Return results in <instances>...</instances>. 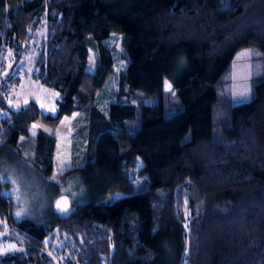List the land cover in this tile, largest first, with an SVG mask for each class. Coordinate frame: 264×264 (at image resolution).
I'll use <instances>...</instances> for the list:
<instances>
[{
    "label": "trees",
    "instance_id": "trees-1",
    "mask_svg": "<svg viewBox=\"0 0 264 264\" xmlns=\"http://www.w3.org/2000/svg\"><path fill=\"white\" fill-rule=\"evenodd\" d=\"M114 33L123 65L102 113ZM38 43L31 77L58 92L53 113L9 105L12 70ZM251 46L264 61V0H0V152L30 147L34 121L90 113L70 212L17 220L0 181V231L21 246L0 264H264V62L248 100L226 91ZM54 140L39 131L33 146L45 175Z\"/></svg>",
    "mask_w": 264,
    "mask_h": 264
},
{
    "label": "rangeland",
    "instance_id": "rangeland-1",
    "mask_svg": "<svg viewBox=\"0 0 264 264\" xmlns=\"http://www.w3.org/2000/svg\"><path fill=\"white\" fill-rule=\"evenodd\" d=\"M102 45L109 49L114 60L115 72L110 76L102 91L98 93L96 107L106 113L107 105L114 99L117 88V73L123 65L120 58V34L114 33ZM39 43L31 47L33 51L23 54L15 64L12 72L19 78L10 86L11 98L9 105L18 109L30 101L36 102L42 109L52 112L56 109L59 94L56 90L43 85L31 77L34 69V59ZM89 58L87 68L93 70L96 63L97 42L89 39ZM35 50V51H34ZM263 52L254 46L239 49L230 64V75L226 91L233 103L248 100L251 95L252 79L263 70ZM5 73L13 64V51L5 52ZM167 83V88H169ZM245 93V96L238 95ZM8 94V96L10 95ZM162 95L147 99L153 107L162 106ZM55 112V111H54ZM89 112L74 113L64 116L57 125L51 126L34 121L30 127V147L20 148L19 153L10 150L0 152V181L4 184L1 193L7 196L11 203V211L15 218L23 217L45 220L54 212V200L61 194H67L72 202H78L76 190L82 181L78 168L83 163L84 150L88 138L87 124ZM33 125H36L34 128ZM39 131H44L55 137L50 172L45 175L35 164L34 144ZM6 178V179H4ZM70 212V209L67 211ZM64 212L62 214H66ZM12 226L0 231V255L21 249V246L9 238Z\"/></svg>",
    "mask_w": 264,
    "mask_h": 264
},
{
    "label": "water",
    "instance_id": "water-1",
    "mask_svg": "<svg viewBox=\"0 0 264 264\" xmlns=\"http://www.w3.org/2000/svg\"><path fill=\"white\" fill-rule=\"evenodd\" d=\"M60 204V208L58 209L57 204ZM72 202L70 197L67 194H61L59 195L53 203L54 210L57 213H64L67 212L71 208ZM66 209V210H61Z\"/></svg>",
    "mask_w": 264,
    "mask_h": 264
},
{
    "label": "snow or ice",
    "instance_id": "snow-or-ice-1",
    "mask_svg": "<svg viewBox=\"0 0 264 264\" xmlns=\"http://www.w3.org/2000/svg\"><path fill=\"white\" fill-rule=\"evenodd\" d=\"M238 95L245 96L246 94H245V93H239ZM51 111H53V112H54V111H55V109H54V108H52V109H51ZM33 127L35 128V127H36V125H33ZM4 179H6V178H4ZM57 207H58V209L60 208V204H59V203L57 204ZM61 210H66V209H61Z\"/></svg>",
    "mask_w": 264,
    "mask_h": 264
}]
</instances>
